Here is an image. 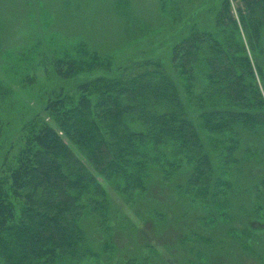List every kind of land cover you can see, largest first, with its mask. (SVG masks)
Wrapping results in <instances>:
<instances>
[{"label":"trees","instance_id":"16d2710c","mask_svg":"<svg viewBox=\"0 0 264 264\" xmlns=\"http://www.w3.org/2000/svg\"><path fill=\"white\" fill-rule=\"evenodd\" d=\"M200 3L196 14L213 12L212 26L200 29L188 18L168 63L153 57L115 66L81 82L75 98L48 99L44 110L55 126L40 116L22 125L0 168V264H109L106 185L130 203L160 180L185 195L195 209L187 220L204 233L230 223L236 177L259 148L264 156V91L256 78L264 89L256 59L264 54V0ZM56 67L70 76L76 64Z\"/></svg>","mask_w":264,"mask_h":264},{"label":"rangeland","instance_id":"374dc122","mask_svg":"<svg viewBox=\"0 0 264 264\" xmlns=\"http://www.w3.org/2000/svg\"><path fill=\"white\" fill-rule=\"evenodd\" d=\"M200 4V0H0V168L5 156L16 151L23 124L40 116L55 126L44 110L48 99L60 93L75 98L81 82L133 60L156 57L168 63L172 42L187 33L189 22L197 21L200 29L212 26L213 12L203 9L196 14ZM262 39L264 49V34ZM256 59L264 74V54ZM65 60L76 64L70 76L57 72V62ZM88 60L109 65H89ZM256 78L263 92V82L258 74ZM254 154L243 164L229 196L232 220L205 233L201 223L187 220L195 209L169 183L153 182L144 196L130 203L106 185L114 246L109 264L133 258H143L144 264H264V156L261 148ZM187 176L184 172L174 181L183 182ZM229 226L234 233H228ZM92 236L99 242L98 235Z\"/></svg>","mask_w":264,"mask_h":264}]
</instances>
